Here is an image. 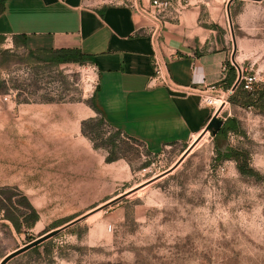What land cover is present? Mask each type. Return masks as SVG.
<instances>
[{
  "label": "rangeland",
  "instance_id": "obj_1",
  "mask_svg": "<svg viewBox=\"0 0 264 264\" xmlns=\"http://www.w3.org/2000/svg\"><path fill=\"white\" fill-rule=\"evenodd\" d=\"M223 13L233 42L229 58L254 81L251 103L224 95L220 118L237 119L238 132L207 133L182 163L188 148L151 154L101 123L99 114L89 118L96 84L90 65L32 64L23 53L6 62L0 92L19 90L21 103L56 101L61 143L44 146L42 157L0 143L2 164L11 147L13 182L23 168L28 188H43L31 194L42 198L43 225L18 237L0 223V256L80 220L11 264H264V99L258 97L264 93V0L231 7L236 51L226 7ZM73 108L74 130L67 120ZM219 150L235 157L220 159ZM1 190L2 198L25 208L18 193ZM6 210L13 212L10 205Z\"/></svg>",
  "mask_w": 264,
  "mask_h": 264
},
{
  "label": "crops",
  "instance_id": "obj_2",
  "mask_svg": "<svg viewBox=\"0 0 264 264\" xmlns=\"http://www.w3.org/2000/svg\"><path fill=\"white\" fill-rule=\"evenodd\" d=\"M229 2L176 1L175 10L165 15L161 36L154 39L149 31L151 0H139L143 13L111 0H5V10L0 14V51L28 55L41 50H80L96 72L92 98L110 127L142 143L151 154L172 146L190 148L216 113L203 103L202 93L218 85L219 91L212 95L225 94L231 80L228 60L232 40L223 13ZM157 62L182 91L151 83ZM19 93L9 89L0 94V130L4 132L0 143L19 144L25 154L34 151L42 157L44 146L61 143L60 105L52 99L21 103ZM89 110V118L97 115V111ZM67 120L74 130L75 108L71 117L67 113ZM8 151L10 155L5 154L4 163L0 162V190L17 189L38 212L42 198L31 194L43 188L37 184L28 188L23 168L17 173L19 182H13L11 147ZM2 218L0 214V223L14 236L27 232L17 233L12 223ZM39 224L43 225L41 219L31 230ZM19 249L1 255L0 263Z\"/></svg>",
  "mask_w": 264,
  "mask_h": 264
},
{
  "label": "trees",
  "instance_id": "obj_3",
  "mask_svg": "<svg viewBox=\"0 0 264 264\" xmlns=\"http://www.w3.org/2000/svg\"><path fill=\"white\" fill-rule=\"evenodd\" d=\"M4 10H5V0H0V14L3 13ZM0 54H1L0 69L5 68L6 62L14 58L16 55H18L17 53L12 54V53H9L8 51H0ZM26 56L28 58V61L32 64H47V65H52V66H61V65H66V64H77V65L84 66L86 64H89L88 57H86L78 49L41 50V51L31 52ZM229 66H230V71H231V80H229L227 89L234 90V93L230 96L231 102H234V100L240 98L241 100L245 101L244 103L246 104L251 103V102H248V100L251 99L252 94L249 91L245 90L242 84H239V86L236 89H234L235 81L237 80V77H238V72L236 68L231 65V63H229ZM4 81L6 80L2 79L1 72H0V86H5ZM0 94H3V92L2 93L0 92ZM258 97H259V100H263L264 93L258 94ZM252 105H255V104H252ZM92 108L95 111H97V114L100 115L101 123L110 126L109 124H107V122L102 117L101 113L96 108L94 104V98H92ZM238 128H239L238 120L235 118H229L224 123V126L221 129V134L226 137V135L229 132H238L239 130ZM115 131H117L119 135L127 137L121 131L119 130H115ZM129 139H132V138H129ZM218 153H219L220 159H229V158L235 157V154L233 153V151L224 153L222 152V150H219ZM8 189L18 193L23 198L25 202V208H22V209L19 208L16 204L12 202V199L9 200L6 198H2L3 190H0V214L3 215L2 219L10 221L17 233H24L27 230H31L40 219L37 210L30 204L28 198L25 197L22 193H20L17 189H14V188H8ZM7 205H10L11 208L13 209V212L11 215L7 213V210H6ZM23 210H25L24 211L25 213H23ZM60 227L62 226L57 225L54 227V229H58ZM38 251H39V246L34 248L32 252H38Z\"/></svg>",
  "mask_w": 264,
  "mask_h": 264
},
{
  "label": "built area",
  "instance_id": "obj_4",
  "mask_svg": "<svg viewBox=\"0 0 264 264\" xmlns=\"http://www.w3.org/2000/svg\"><path fill=\"white\" fill-rule=\"evenodd\" d=\"M179 0H151L150 5V12L149 17L151 18L152 24L149 27V31L151 33V37L154 39H157L161 36L162 33V26L165 23V15L174 9V2ZM139 0H111L112 4L115 5H124L127 7H130L132 10L137 11L139 13L145 12L144 9H140L138 6ZM231 63L232 66H234L239 74L240 78V84H244V88L246 90H251L253 85V79L248 78L243 75V70L241 71L235 66L232 58H229L228 64ZM227 70V67L225 68V72ZM151 83H155L156 86H164L168 89H171L176 92L182 91L180 88L175 86L171 80H169V77L164 72V66L160 65L158 62L155 63V73L151 80ZM218 85H211L207 88L206 91H204L201 95L202 101L204 104L211 106L215 109V112H221L226 107L227 100H225L224 95L231 96L234 93L233 89H230L226 91L225 94H221L220 96L216 97L213 96V94H217L219 91ZM221 103L218 105L217 103ZM218 105V106H217ZM215 113V114H216Z\"/></svg>",
  "mask_w": 264,
  "mask_h": 264
},
{
  "label": "water",
  "instance_id": "obj_5",
  "mask_svg": "<svg viewBox=\"0 0 264 264\" xmlns=\"http://www.w3.org/2000/svg\"><path fill=\"white\" fill-rule=\"evenodd\" d=\"M234 1L235 0H230V2L228 3V6H227L228 21H229V24L231 26L232 34H233V29H232L233 22H232V16H231V6H232ZM233 40H234V46H235V51H236V41H235L234 34H233ZM232 60H233V62H236L235 57H233ZM239 84H240V78L238 79L237 83L235 84L234 89H236L239 86ZM224 123H225V121L221 120V118H220V112H217L214 115V117L211 119L209 124L207 125L204 133H212L214 136H216L221 131V129L223 128ZM195 143L190 148L187 149V151L184 153L180 163H182L192 153V151L194 150L195 145H196ZM168 173H170V172H168ZM125 196H123V197H125ZM79 221L80 220H75V221L69 222L66 225H64V226H62V227H60L58 229H55V230H53V231H51V232H49V233H47L45 235L40 236L39 238H37L36 240L31 242L30 244L26 245L25 247L15 251L14 253H12L9 256H7L0 264H8L13 259H15L18 256L24 254L28 250H30L32 248H36V247L42 245L43 243L47 242L48 240L56 237L62 231L72 227L73 225H75Z\"/></svg>",
  "mask_w": 264,
  "mask_h": 264
},
{
  "label": "bare ground",
  "instance_id": "obj_6",
  "mask_svg": "<svg viewBox=\"0 0 264 264\" xmlns=\"http://www.w3.org/2000/svg\"><path fill=\"white\" fill-rule=\"evenodd\" d=\"M218 103H219V102H218ZM206 134H207V133H204L202 136L204 137V135H206ZM203 137H202V138H203ZM200 138H201V137H200ZM200 138H199V139H200ZM202 138H201V139H202ZM199 139H197V141H196L195 144H197V142L199 141ZM199 142H200V141H199ZM195 147H196V146H195Z\"/></svg>",
  "mask_w": 264,
  "mask_h": 264
}]
</instances>
